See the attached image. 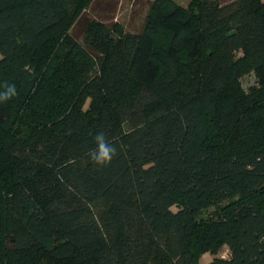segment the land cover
<instances>
[{"label": "trees", "instance_id": "16d2710c", "mask_svg": "<svg viewBox=\"0 0 264 264\" xmlns=\"http://www.w3.org/2000/svg\"><path fill=\"white\" fill-rule=\"evenodd\" d=\"M91 1L0 0V264H264V0Z\"/></svg>", "mask_w": 264, "mask_h": 264}, {"label": "rangeland", "instance_id": "374dc122", "mask_svg": "<svg viewBox=\"0 0 264 264\" xmlns=\"http://www.w3.org/2000/svg\"><path fill=\"white\" fill-rule=\"evenodd\" d=\"M174 1L187 6L190 0ZM219 1L223 3L231 0ZM148 2L149 0H92L84 16L94 17L105 22L118 21L126 32H139L142 29L147 14ZM79 31L80 26L77 25L72 30V33L76 35ZM239 80L244 89L256 83L252 72L242 75ZM220 255L222 257L227 256L226 248H223ZM210 258L211 256L208 253H204L200 258V262H207Z\"/></svg>", "mask_w": 264, "mask_h": 264}, {"label": "clouds", "instance_id": "9594fccd", "mask_svg": "<svg viewBox=\"0 0 264 264\" xmlns=\"http://www.w3.org/2000/svg\"><path fill=\"white\" fill-rule=\"evenodd\" d=\"M14 86H9L6 92L0 93V100L15 96ZM96 149L90 154L91 160L99 166H107L116 154L115 147L106 142L103 134L95 137Z\"/></svg>", "mask_w": 264, "mask_h": 264}]
</instances>
